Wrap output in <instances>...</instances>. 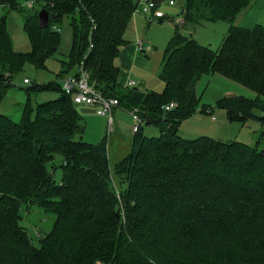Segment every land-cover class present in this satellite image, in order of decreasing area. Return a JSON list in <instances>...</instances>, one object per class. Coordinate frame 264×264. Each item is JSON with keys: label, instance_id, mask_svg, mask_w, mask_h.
<instances>
[{"label": "trees", "instance_id": "1", "mask_svg": "<svg viewBox=\"0 0 264 264\" xmlns=\"http://www.w3.org/2000/svg\"><path fill=\"white\" fill-rule=\"evenodd\" d=\"M26 1L0 0L6 11L22 14L31 43L29 51H16L6 14L0 18V103L25 63L46 68L65 20L71 47L58 79L24 88L19 120L0 111V264H264V147L178 133L196 111L197 81L213 72L257 94L220 97L228 119L264 125V26L233 25L253 0H184L183 25L175 24L159 65L161 92L117 82L115 58L135 0H34L37 7ZM41 8L46 28L38 25ZM216 20L230 22L217 49L185 32ZM81 60L98 91L143 119L129 151L112 164L105 139H82L84 119L61 88ZM49 90L57 96L35 101ZM169 102L175 106L166 110ZM144 125L158 134H144ZM29 204L52 220L49 230L38 231V244L20 224Z\"/></svg>", "mask_w": 264, "mask_h": 264}, {"label": "rangeland", "instance_id": "2", "mask_svg": "<svg viewBox=\"0 0 264 264\" xmlns=\"http://www.w3.org/2000/svg\"><path fill=\"white\" fill-rule=\"evenodd\" d=\"M33 1V2H32ZM27 6L37 7L34 0H27ZM184 0H175L174 5H169L168 0H163L158 4L159 9L164 13L165 18L162 22L154 19L148 21L142 14H138L140 21V35L144 39V46L150 45L148 51L142 55L139 51V56L143 60V64L135 63L131 68L130 76L141 90H153L161 92L164 88V83L159 79L157 73L159 65L164 54V50L168 41L173 35L175 21L178 13L183 7ZM6 14V26L10 33L13 47L16 51L27 52L31 48L29 37L23 27V16L20 12L6 9L0 6V18ZM233 20V25L237 23ZM230 22L226 20L202 21L190 30H185L188 35L197 40L200 44L208 45L217 49L225 36ZM188 26V25H187ZM186 26V27H187ZM191 26V25H190ZM61 42L57 53L46 62V68H36L32 63L27 62L22 70L13 78V86L9 87L0 103V111L9 115L13 120H19L21 117L22 107L26 99L25 87L32 82L41 83L49 82L58 79L57 73L60 69V60L66 58L70 46V27L65 20L61 27ZM131 35L125 34L126 41L132 40ZM24 78L29 80V83H24ZM196 93L199 97V102L196 106V111L189 117L183 119L178 126V133L182 137L196 138L198 136H209L222 141L238 140L244 143L253 145L256 141H260V145L264 147V125L257 118H250L245 121L229 120L226 111L217 105V100L223 96L238 95L250 99L256 98L257 94L254 90L246 85L225 77L224 75L213 72L201 76L197 81ZM57 96L56 91H41L35 96V101H46ZM264 99V97H262ZM264 103V101H263ZM208 106L210 111H203L201 107ZM80 105L78 112L84 119L85 128L82 134V139L90 143H96L103 139L111 142V147L108 151L110 154L111 164L125 155L121 154L122 148L115 151L112 148L114 140L117 138L115 124L111 129L107 124L105 117L100 116L96 109ZM257 115L261 114V110L255 109ZM124 132H129L124 124L121 123ZM145 126V125H144ZM151 128H158L154 125ZM149 135V134H148ZM130 149V148H129ZM129 149L127 151H129ZM126 151V150H125ZM62 161L59 154H55L53 164L58 165ZM59 170L56 171L58 176ZM115 187H119V182L114 178ZM28 210L23 206L21 209L20 224L27 228L28 234L35 244H38V231L44 232L50 229L52 225L51 218L43 214L36 205H30Z\"/></svg>", "mask_w": 264, "mask_h": 264}, {"label": "crops", "instance_id": "3", "mask_svg": "<svg viewBox=\"0 0 264 264\" xmlns=\"http://www.w3.org/2000/svg\"><path fill=\"white\" fill-rule=\"evenodd\" d=\"M136 1L137 0H135V2ZM174 4H175V0H174V3L172 5H174ZM140 17H142V16L138 17V14L131 15V18H130V20L127 24L126 30H125V34L127 33L128 35H131L133 33V36L131 37L132 40L131 41L127 40L125 42V44L122 45V47L119 50L117 57L115 58V64L118 66L117 82L121 86H124V87L127 86L126 84L129 80H133V79H131V76H130V71L132 70L131 68L134 66L133 64H135V63L143 64V60L139 56V51L142 55H144L145 52L148 51V49L150 47L149 44H147V46H144V39L140 35V30H139L140 21H141ZM237 17H239V20L235 24L237 26L252 27L255 24H262L264 26V0H253L247 7L242 8L237 12V14L234 18L235 21L237 20ZM157 20L159 21V19H157ZM174 31H175V27H174ZM60 32H61V30H60ZM70 33H71V29H70ZM138 41L141 42L140 47L138 46V43H137ZM70 47H71V35H70V46H69V49H68L66 56L68 55V53L70 51ZM74 71H76V68ZM136 85H137V82H135V86ZM80 105L86 107V109H84L85 111L89 108L96 109L94 106H91V105L76 104L77 110H78ZM100 116H102V115H100ZM102 117L106 118L107 124H108L107 116L104 115ZM121 123L124 124L128 129H130L129 132H124V130L122 129V126H120ZM132 123H133V118H132V114L130 111L125 110L121 107L113 108V110H112V123H111V125H109V124L108 125L111 126L110 128L112 129L114 124H115L116 129H114V130H117L116 131L117 138L114 140L113 145H112V148H115L116 152H118V150L121 148H122L121 154L128 152L127 150L130 148L131 139L134 135V133L131 130ZM142 130H143V133L146 135L158 134V130L155 128H151V126L145 125V126H143ZM111 142H112V140L109 141V145L107 144V148L111 147Z\"/></svg>", "mask_w": 264, "mask_h": 264}, {"label": "built area", "instance_id": "4", "mask_svg": "<svg viewBox=\"0 0 264 264\" xmlns=\"http://www.w3.org/2000/svg\"><path fill=\"white\" fill-rule=\"evenodd\" d=\"M168 3L172 5L174 0H168ZM142 14L148 21H152L158 18H165L164 13L159 9L158 4L153 0H137L132 15ZM177 26L183 25V19L181 16L173 19ZM138 46H141V42L138 41ZM92 46L90 43L89 48ZM24 83H29L27 78H24ZM61 88L67 94L70 95L72 101L75 104H86L96 108V112L99 115L107 116L108 124L112 123V110L115 107H120L119 102L114 97L104 96L98 91L94 84L90 81L89 73L84 66V61L81 60L74 74L67 75L60 80ZM128 87L135 86L133 80H129L126 84ZM175 106L174 102H169L164 105V108L171 109ZM207 111H210L209 109ZM133 123L131 130L133 133L137 132L140 126L143 125V119L135 112L131 111ZM111 127V126H110Z\"/></svg>", "mask_w": 264, "mask_h": 264}, {"label": "water", "instance_id": "5", "mask_svg": "<svg viewBox=\"0 0 264 264\" xmlns=\"http://www.w3.org/2000/svg\"><path fill=\"white\" fill-rule=\"evenodd\" d=\"M163 0H153L156 4H160ZM38 25L40 28H46L48 23V12L45 8L39 9L38 13ZM4 75L0 73V79L3 78Z\"/></svg>", "mask_w": 264, "mask_h": 264}]
</instances>
